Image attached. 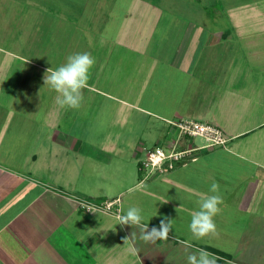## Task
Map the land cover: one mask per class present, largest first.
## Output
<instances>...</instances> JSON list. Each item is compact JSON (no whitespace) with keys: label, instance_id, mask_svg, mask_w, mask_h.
Segmentation results:
<instances>
[{"label":"crops","instance_id":"1","mask_svg":"<svg viewBox=\"0 0 264 264\" xmlns=\"http://www.w3.org/2000/svg\"><path fill=\"white\" fill-rule=\"evenodd\" d=\"M223 1H213L216 7L220 5L216 14L208 11L209 4L195 5L201 1H192V9H198L196 17L204 18L188 19L184 25L188 29L185 38L174 43L173 47L161 48L169 50L168 69L169 76L173 78L170 92L179 91L173 95L176 100L169 101L167 110L162 112L140 108L144 113L150 111L166 120L207 121L220 127L230 141L224 147L195 152L193 159L163 176L155 173L147 174L145 178L156 186H167L166 190L154 187L153 197L159 202L168 201L173 207L180 198L188 197L196 202L188 204L192 208L197 201L212 194L209 188L215 182L220 185V191L222 188L230 190L227 199L220 193L223 204L234 202L238 209L244 208L251 213L264 189V148L260 147L264 143V68L257 67L263 50L257 38H252V33L260 28L264 31V23L236 20L234 17L240 13L237 9L240 2L229 9L221 5ZM258 1L264 5V0L253 3ZM159 11L147 9L149 18L155 21ZM221 13L230 17L227 28H219L215 19H212L213 25H207V14L216 18ZM257 13H260L259 17L264 13L261 5L259 10L252 9L244 16L255 17ZM261 18L264 21V14ZM239 38L240 41L237 40ZM134 40L140 41L138 32H119L113 35L111 44L125 46ZM130 45L144 49L143 46ZM242 46L246 48L243 53ZM252 55L255 59L250 57ZM12 95L7 96L9 106L0 105V113L4 110L18 113L14 105L16 99ZM177 102L180 105L173 106ZM184 105L186 107L182 110ZM27 124L0 120V264L164 263L163 251L141 248L138 227L121 226L115 219L116 215L86 211L81 207L82 201L108 199L107 195L113 191L120 192L118 196L131 190L140 192L139 165L150 150L145 149L143 132L134 131L121 142L103 139L96 147L91 133H88V138H73L70 131L69 136L62 137L51 124L48 129H53L54 133L50 136L46 132L47 138L38 136V130L42 129L40 125ZM69 125V130L77 128L76 121ZM92 127L95 128L91 123L86 126L87 129ZM20 129L31 131L27 134ZM176 132L172 130L164 137L168 148L182 150L197 146L189 139L184 142ZM19 135L25 137L24 151H19L15 142H5L15 141ZM252 145H258L259 149ZM114 149L118 157L123 155L128 163L137 166L134 172L129 171L126 185H123L125 180H114L105 173L95 174L98 162L111 164L112 156H116L112 155ZM142 152H146L145 155ZM249 166L255 169L251 171ZM91 178L95 179L96 186H92ZM84 180L89 181L84 183ZM168 189L173 194L167 192ZM121 202L124 211V205L140 207L139 196ZM121 207L115 206L118 210ZM187 232H190L188 228L184 233ZM132 233H135L134 238H131ZM125 238H129L126 243ZM155 245L160 246L161 240H157ZM211 248L221 252L219 256L226 254L223 249L211 246L205 250L217 255L210 251ZM181 254L185 256L183 252Z\"/></svg>","mask_w":264,"mask_h":264},{"label":"rangeland","instance_id":"2","mask_svg":"<svg viewBox=\"0 0 264 264\" xmlns=\"http://www.w3.org/2000/svg\"><path fill=\"white\" fill-rule=\"evenodd\" d=\"M192 1H201L195 5L209 4L208 11L215 14L216 8H220V5H214L215 0H0V105L9 106L7 96L13 94L18 112L12 114L4 110L0 113V120L22 125L28 123L34 127L40 125V137L49 138L46 132L50 136L54 133L53 129H48L51 124L55 125L62 137L69 136L70 131L73 138H88V133H91L96 147L100 146L103 139L121 142L134 131L143 132L145 149L151 150L159 145L169 152L171 149L165 145L164 137L172 130L177 131L171 122L181 119L159 118L153 112L144 113L140 107L157 113L167 110L168 102L176 100L173 95L179 91L170 92L173 78L172 75L169 76V50L165 48L173 47L174 43L185 38L188 29L184 25L188 19L194 21L204 18L196 17L197 8L192 9ZM255 1L224 0L221 5L230 9L231 5L240 2L241 6L237 8L240 13L234 17L236 20L243 23L249 19L263 24L261 17L264 13L260 17V13L254 14L255 17L244 16L252 9L259 10L260 5L264 11L262 1L254 4ZM151 8L160 10L155 21L148 16L147 9ZM216 18L207 14V25H213L212 19L217 21L219 28L230 25V17L225 13L217 14ZM126 31L138 32L140 41L134 40L125 46L111 44L113 35ZM263 36L261 28L252 33V38H257L256 41L263 50L258 57V60H262L257 64L258 68H264ZM130 44L143 46L144 49L132 48ZM162 47L165 48L161 49ZM245 51L246 48L242 46L241 52ZM76 52H89L95 59V64L90 70L88 87L83 90L82 104L79 109L73 110L59 107L56 103L58 94L44 85L43 77L47 68L59 67L69 54ZM250 57L255 59L253 55ZM175 105L178 107L180 104L177 102L173 104ZM185 107L184 105L181 109L184 110ZM182 120L209 123L204 120ZM73 121L77 122V128L69 130V124ZM89 123L95 128L87 129ZM19 131L28 134L31 130ZM176 134L181 137L178 131ZM183 138L184 142L189 139L197 146L204 141L198 136ZM5 142H15L19 151H24L25 137L22 135L15 141ZM260 145L264 148V143ZM252 147L259 149L258 145ZM247 148L251 151V148ZM142 153L145 155L146 152ZM114 154L116 156H112L110 165L105 162L96 164L95 174L105 173L114 180H125L123 185H126L129 171L134 172L137 166L128 163L123 155L118 157L115 149L112 155ZM249 167L251 171L255 169L254 166ZM139 172L140 184L142 183L140 192L131 190L118 196L120 192L113 191L107 195L108 199L100 202L119 198L117 205L121 207V201L126 202L132 196H139L140 208L145 217L143 223L148 224L149 230L153 226L159 227L160 220L164 217L172 219V232L168 239L161 240L160 246L141 241L142 249L164 252L162 264H187L186 255L197 249L205 250L208 246L223 249L226 253L223 257L214 255L217 258L215 264H264V189L251 213L244 208L238 209L234 202L230 205L222 204L226 209L220 205L222 210L214 217L217 233L207 236L208 238L196 239L191 232L184 233L192 214L198 210V204L192 208L188 206L194 199L180 198L175 207L168 201L159 202L153 197V189L159 187L166 190L167 186H156L145 178L147 172ZM91 180L92 186H96L93 182L95 179ZM87 181L89 180H84V183ZM170 191L168 189L167 192ZM220 193L227 199L230 190L222 188ZM87 195L92 196L89 193ZM124 208L127 210L129 205H124ZM121 209H113V213H108L113 216L122 214ZM181 252L185 256L182 257Z\"/></svg>","mask_w":264,"mask_h":264},{"label":"clouds","instance_id":"3","mask_svg":"<svg viewBox=\"0 0 264 264\" xmlns=\"http://www.w3.org/2000/svg\"><path fill=\"white\" fill-rule=\"evenodd\" d=\"M94 64L95 59L89 52H76L69 54L59 67H49L45 70L44 85L58 94L56 103L59 107L73 110L80 108L83 101V90L88 87L90 70ZM209 192L212 194L197 201L198 210L192 214L188 224L189 231L196 239L217 233L214 217L221 212L220 205L224 202L220 195V185L212 183ZM121 213L115 216L118 224L138 227L140 229L139 238L145 243L166 240L172 232L173 220L168 217L160 220L159 227L153 226L149 230L148 224L143 223L145 217L140 207L131 206L126 211L121 209ZM134 237L135 233H132L131 238ZM128 240L129 238H125L124 243ZM216 259L212 253L197 249L187 255V264H215Z\"/></svg>","mask_w":264,"mask_h":264},{"label":"built area","instance_id":"4","mask_svg":"<svg viewBox=\"0 0 264 264\" xmlns=\"http://www.w3.org/2000/svg\"><path fill=\"white\" fill-rule=\"evenodd\" d=\"M177 128L181 137H201L204 141L199 146H193L182 150H170L166 152L162 147L148 150L142 160V170L148 174L166 173L176 168L178 165L186 163L194 158V153L214 147H224L230 139L225 132L217 125L204 123L201 121L180 120L171 122ZM101 201V200H100ZM82 201L81 207L86 211H107L113 212L115 206L120 202L119 198L113 201ZM119 211V210H118ZM117 212V211H116Z\"/></svg>","mask_w":264,"mask_h":264},{"label":"trees","instance_id":"5","mask_svg":"<svg viewBox=\"0 0 264 264\" xmlns=\"http://www.w3.org/2000/svg\"><path fill=\"white\" fill-rule=\"evenodd\" d=\"M156 147H159V146H156ZM156 147H154V148H152L151 150H154ZM140 171H143L142 170V160L140 161ZM210 251H212V252H214V253H216L217 255H219L221 252H219L218 250H216V249H210Z\"/></svg>","mask_w":264,"mask_h":264}]
</instances>
